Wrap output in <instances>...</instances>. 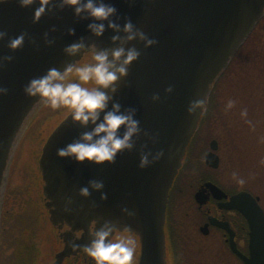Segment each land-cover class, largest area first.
<instances>
[{"label":"water","instance_id":"obj_1","mask_svg":"<svg viewBox=\"0 0 264 264\" xmlns=\"http://www.w3.org/2000/svg\"><path fill=\"white\" fill-rule=\"evenodd\" d=\"M52 2L58 5L59 0ZM105 2L116 5L117 13L112 19L121 27L126 20H131L136 28L157 41L147 48L138 39L125 44V47H136L140 56L129 65L128 75L116 82L114 99L124 108L137 109L135 118L140 121L141 132L135 137L134 148L118 153L115 163H76L74 159L58 157L57 149L71 143L83 131L91 130L92 125L81 127L68 115L48 137L39 158L44 206L53 226L61 228L66 224L72 231L83 232L77 244L89 243L88 227L92 220H97V228L109 220L118 230L129 231L139 238V264H166L163 226L168 191L198 127L213 84L263 17L264 0ZM37 7L38 2L22 8L18 0L0 4V30L7 32L5 39L0 40V56L12 57L0 67V86L8 88V93L0 96V208L16 142L26 120L40 104L38 98L24 94V86L49 68L63 70L67 64L79 63L89 54L69 56L64 52L69 44L83 39L98 48L119 46V41L111 39L116 33L107 27V21L103 22L104 33L97 37L87 28L92 21L76 17L72 7L52 6L51 11L46 9L39 21L34 22ZM69 28L75 31L69 34ZM21 33L25 34L23 46L9 49L8 39ZM169 86L173 89L170 93L166 92ZM154 94L159 95L156 101L152 100ZM197 99H204L205 105L190 115L188 106ZM108 107L111 108V102ZM153 135L157 136L155 142L149 139ZM210 148L216 150L215 141ZM160 150L164 151L160 160L143 169L138 167L142 151L154 154ZM205 160L214 168L218 165L212 153H207ZM92 179L103 180L101 191L107 193V199L102 200L99 191L90 190L88 197L79 194V189ZM207 187L218 191L219 198L225 197L213 185L207 184ZM68 198L72 203L66 211L64 205ZM124 207L135 214L123 213ZM226 207L238 210L250 228L249 256L239 253L234 245L232 250L244 264H264V212L258 198L239 192ZM66 236L61 235L65 246L56 256L55 264L66 256L83 252L74 251Z\"/></svg>","mask_w":264,"mask_h":264},{"label":"clouds","instance_id":"obj_2","mask_svg":"<svg viewBox=\"0 0 264 264\" xmlns=\"http://www.w3.org/2000/svg\"><path fill=\"white\" fill-rule=\"evenodd\" d=\"M5 0H0L3 4ZM39 3L33 13V21H39L40 17L52 10V6L73 8V14L81 19H90L87 28L97 37L105 31L104 21L107 27L115 31L116 35L111 37L113 42L119 41V46L109 48H98L94 43L86 44L83 39L67 45L64 52L69 56L77 53L89 52L91 60L85 63H70L63 70L56 67L49 68L41 76L31 78L24 86L23 92L28 97H36L37 101L53 109L66 108L67 114L71 116L73 123H79L81 127L87 128L92 125L91 130L83 131L77 138L73 139L62 148L57 149V156L60 158L74 159L76 163L108 164L115 163L117 154L135 146V137L140 132V121L136 119L137 109L135 107L124 108L119 100L114 99L117 92L116 82L128 75L129 65L138 59L140 51L132 46L124 45L130 41L138 39L143 41L147 48L157 43L153 38H149L143 31L136 28L131 20H126L121 27L119 23L112 19L116 16L117 7L112 2L105 0H59L58 5H53L52 0H18L22 8L29 7L34 3ZM119 19V17H117ZM69 34L75 30L68 29ZM124 35H121L120 33ZM7 32L0 30V40H4ZM47 37V33H45ZM25 34L21 33L15 38H9L7 47L15 50L23 46ZM51 43V41H48ZM11 56H0V67L5 62L11 61ZM73 74L75 79H73ZM91 84V86H87ZM169 86L166 92H172ZM8 93V88L0 86V96ZM159 99L158 94L152 96V100ZM111 102V108L108 107ZM235 99H228L225 110H230L236 105ZM205 105L204 99H197L190 102L188 113L194 114L197 109H202ZM101 113L103 116L101 117ZM241 116L248 115L247 108L241 109ZM251 123V121H247ZM121 128L123 132L121 133ZM146 136L149 134L144 133ZM153 142L157 136H149ZM164 151L160 150L154 154L151 152H141L138 167L143 169L155 161L160 160ZM232 177L238 183L244 184L245 178L233 171ZM104 188L103 180H89L86 186L79 189V194L88 197L91 191H99L102 200L107 199V193L101 191ZM91 190V191H90ZM72 203L71 198L65 200V210H69ZM121 211L129 216L134 215V211L124 207ZM124 230L118 228L109 220H105L97 228V220H92L89 226V243L80 245L71 243L74 251L82 250L91 257L95 264H136L137 242L130 235H121ZM77 239L80 233L77 234Z\"/></svg>","mask_w":264,"mask_h":264},{"label":"rangeland","instance_id":"obj_3","mask_svg":"<svg viewBox=\"0 0 264 264\" xmlns=\"http://www.w3.org/2000/svg\"><path fill=\"white\" fill-rule=\"evenodd\" d=\"M253 33L218 79L217 87H212L217 105L212 106L209 119L205 118L206 122L202 123V117L208 109L207 101L194 139L188 147L187 159L188 156L192 159L188 179L194 184L205 175L201 161L210 141L215 140L220 157V182L226 186L250 190L260 197L264 208V18ZM90 60L89 53L79 63ZM72 78L75 79L74 74ZM230 98L237 103L226 111L225 105ZM243 108H247L246 117L240 114ZM67 116L66 108L53 109L40 103L22 128L10 160L2 195L0 263H5L13 251V248H8V242H12L18 227L24 225L21 220L28 221L29 229L34 221H38V235L43 241L39 263L45 258L49 260L56 246L55 234L43 206L39 158L46 140ZM233 171L238 172L246 182L238 183L232 177ZM188 200L186 196V205L189 204ZM198 245L201 246H192V252L212 256L213 264H232L230 260H218V256L213 253L216 248L210 246L211 243L200 242Z\"/></svg>","mask_w":264,"mask_h":264},{"label":"flooded vegetation","instance_id":"obj_4","mask_svg":"<svg viewBox=\"0 0 264 264\" xmlns=\"http://www.w3.org/2000/svg\"><path fill=\"white\" fill-rule=\"evenodd\" d=\"M210 145L209 143V148L204 152L203 161H201L205 169V175L196 183H191L188 179V172L190 171L189 163L192 159L190 160L189 156L187 159L186 152L182 166L169 190L164 223V259L166 264H213L212 256L208 257L203 253L201 256L199 253L192 252V246H201L198 245L200 242L211 243L210 246L216 248V252L213 253L221 261L230 260L232 264H244L232 250L231 245H234L236 250L242 255L249 256V224L238 210L227 208L226 204H228L231 197L239 192H247L253 198H258V204L263 212L264 208L260 203V197L250 190L238 189L237 187H231V185L226 186L220 182L218 144H216V150L213 153L210 152ZM207 153H212L213 157L217 158L218 165L216 168L206 163L205 157ZM213 164H215L214 161ZM207 184L218 188L224 193L225 197L219 198L221 194L215 189L207 187ZM186 196L189 199L188 205H186ZM22 222H24V225L21 224L18 227L12 242H8V248H13V251L9 253L7 261L0 264L39 263L41 257L39 251L43 241L38 235L40 228L38 221L33 222L31 229H29L30 226L27 220H21ZM48 222L54 231L56 246L53 248L49 260L45 258L39 264H55L56 256L65 246V241L61 235L66 234L67 241L71 244L80 239L83 234L81 231H72L66 224H63L61 228L53 226L49 221V216ZM188 228L192 230H188ZM78 232L80 236L77 239L76 234ZM120 234L130 235L135 238L137 242L135 260L136 264H139L141 258L139 238L134 233L125 230ZM10 239L8 238V240ZM59 264H95V261L84 252H80L66 256Z\"/></svg>","mask_w":264,"mask_h":264},{"label":"trees","instance_id":"obj_5","mask_svg":"<svg viewBox=\"0 0 264 264\" xmlns=\"http://www.w3.org/2000/svg\"><path fill=\"white\" fill-rule=\"evenodd\" d=\"M252 37V36H251ZM217 86L215 85L214 88H216ZM214 91L212 92L211 96L209 97V101H208V109L207 111H205L203 117H202V123L206 122V119H209V113L212 110V106L215 107L216 104V100H215V95H214ZM213 104V105H212ZM206 118V119H205ZM205 119V120H204Z\"/></svg>","mask_w":264,"mask_h":264}]
</instances>
